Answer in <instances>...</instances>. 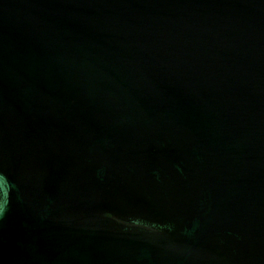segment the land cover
Wrapping results in <instances>:
<instances>
[{
	"label": "water",
	"instance_id": "water-1",
	"mask_svg": "<svg viewBox=\"0 0 264 264\" xmlns=\"http://www.w3.org/2000/svg\"><path fill=\"white\" fill-rule=\"evenodd\" d=\"M0 168V264H264V0H0Z\"/></svg>",
	"mask_w": 264,
	"mask_h": 264
},
{
	"label": "clouds",
	"instance_id": "clouds-1",
	"mask_svg": "<svg viewBox=\"0 0 264 264\" xmlns=\"http://www.w3.org/2000/svg\"><path fill=\"white\" fill-rule=\"evenodd\" d=\"M0 169H2V168H0ZM0 178H3L5 180V182L8 184V195H7V199L10 202L11 201V196H12V193H13V190H14V183L11 182V181H9L7 179V176H6V174L3 171H0ZM133 226L146 228V229H149V230H152V231H155L157 229V227H158L155 224H149L147 222L140 223L139 221H134L133 222Z\"/></svg>",
	"mask_w": 264,
	"mask_h": 264
}]
</instances>
